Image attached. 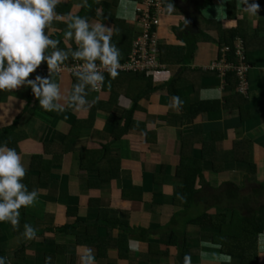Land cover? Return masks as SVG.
I'll return each mask as SVG.
<instances>
[{"label": "crops", "instance_id": "crops-1", "mask_svg": "<svg viewBox=\"0 0 264 264\" xmlns=\"http://www.w3.org/2000/svg\"><path fill=\"white\" fill-rule=\"evenodd\" d=\"M104 2L107 8L98 7L88 21L112 28L111 40L129 43L131 48L132 41L139 39L143 31L137 11L139 0H132L127 16L121 9L122 0ZM228 2H234L236 20L227 16ZM254 2L260 9L250 15L237 0H165L155 31L159 47H182V34H195L200 40L186 64L182 62L184 54L169 50L173 55L171 63L163 64L151 74L152 92L148 98L140 100L133 111V119L142 126L136 125L118 140L111 137L112 126L106 121L108 113L91 107L94 102L109 99L110 93L102 89H88V104L83 109L66 108L55 111V115L38 107L33 109V102L28 104V86L8 94L0 92V130L18 118L13 132L22 131L27 135L18 143V154L26 169L32 155L44 154L43 143L62 142L74 122L83 121L79 133L70 137L61 163L50 171L48 183L40 182L37 171L30 172L26 187L29 191L36 190L38 197L34 205L19 210L24 214L22 231L16 234L9 222H0V250L5 253L8 264H81V256L86 255L88 249L92 250L95 264H179L177 247L171 246L169 241L172 231L181 233L182 229L187 237L191 264H237L236 259L220 253L219 247L211 243L205 235L211 230L184 224V218L189 217L192 192L184 189L182 179L176 177L175 172L181 137L195 135L198 141L191 149L195 159L201 156V139L212 142L214 150L220 154L231 151L232 156L252 161L249 164L237 158L226 160L221 172H215L210 162L203 161L202 173L210 187L216 189L228 182L242 195L243 188L247 194L264 182V47L245 53L247 85L246 92L240 94L246 98L247 115L241 114L238 98L220 108L202 105L204 111L191 114L192 107L199 102L226 104L224 97L239 91L235 86L225 87L224 77L229 70L214 69L217 61L220 62L218 44L204 38L218 39L220 26L231 29L236 27L237 19H241L247 23V36L262 40L264 5L260 0ZM67 3L68 10L64 8ZM78 5L84 6V0H62L55 11L60 16L76 15L83 7ZM105 15L117 19V24L105 19ZM194 17H198L197 20ZM205 19L216 23L205 24ZM65 28L63 20L56 19L47 34L67 48L72 42L76 50L74 41L63 38ZM175 28H179L180 37ZM52 29L56 31L53 33ZM237 40L240 39L235 43ZM254 41L259 40L251 39L248 45H255ZM127 55L122 52L120 61ZM77 61L66 60L61 71L52 74L51 79L60 84L62 90L70 91L74 85L69 65ZM44 69L47 68L42 63L37 70L43 72ZM172 78L181 83L176 88V96L183 102L178 109L171 107L172 96L166 86ZM132 105L129 97L120 94L110 113L120 116ZM239 142H243L244 147L235 145ZM102 146H106L108 160L115 161L117 167L110 171L109 179L99 181L97 186L89 185L97 180V171L80 168L79 153L100 150ZM44 158L51 159L52 155H44ZM160 175L162 178H157ZM215 209L212 207L207 213L219 214ZM224 214L227 219L228 213ZM25 224L36 229L35 239L24 238ZM65 225H73L74 233L55 231ZM22 245L24 250L19 251ZM255 246L257 264H264V232L257 235Z\"/></svg>", "mask_w": 264, "mask_h": 264}, {"label": "trees", "instance_id": "trees-1", "mask_svg": "<svg viewBox=\"0 0 264 264\" xmlns=\"http://www.w3.org/2000/svg\"><path fill=\"white\" fill-rule=\"evenodd\" d=\"M165 2V0H164ZM260 3L264 5V0H260ZM67 3L64 8L68 10ZM90 6V7H89ZM107 8V3L104 0H87V4L84 5L80 11L76 14L81 17H87L89 20L91 17L95 15L98 7ZM199 9V8H198ZM227 16L234 18L235 17V6L234 2H228L226 5ZM198 18V17H197ZM194 17L195 20H197ZM105 19L113 23L117 24V19L114 17L105 15ZM236 20V18H234ZM205 24L216 23L212 20H203ZM237 25L231 29H224L221 26L218 28V39L204 38L207 41H214L218 44L219 49H223L227 47L225 57L227 61L232 63L236 62L235 53H234V45L236 39H240L243 45V51L246 53L250 49L258 48L260 46L264 47V38L260 40L255 37L254 41L255 45H248L253 37L247 36V23L244 20L237 19ZM261 26L264 28V22H262ZM181 27V26H180ZM179 28H175L174 31L178 37L180 32ZM46 29V33H47ZM202 32V31H201ZM258 33V31H257ZM256 33V34H257ZM204 35V34H203ZM183 42V46L179 48L175 47H159V62L163 65L171 63V56L169 50H177L184 54L183 61L184 64L188 63L192 53L195 50L196 43L200 40L198 36L195 34L192 35H184L180 37ZM111 42L116 45L118 49L121 50V53L129 54L131 51L130 44L111 40ZM263 42V43H260ZM253 44V43H252ZM263 44V45H262ZM58 47L62 50H68L71 48L73 51L75 50V45L71 42L70 47L67 48L61 44H58ZM170 56V57H169ZM222 55L218 51V58ZM69 60L73 59L69 56ZM45 68H47L46 63H44ZM38 69V68H37ZM187 68H184L185 70ZM36 75H40L41 77H46L48 74L46 72H40L36 70L32 73L29 79H34ZM127 74L118 73V76L115 79H111L108 73H104L105 83L101 88L105 92H109V99L106 102L98 101L92 103V109L102 110L108 113L107 123L112 126L111 137L114 140H118L122 138L127 132L136 127V125H140L137 123L132 115L133 111L136 109V104L144 99L148 98V96L152 92L151 86V74L147 72H136L133 74L134 76L128 77L124 76ZM74 84L77 83L76 75L73 78ZM179 83L178 80L172 78L166 83L167 90L170 96H176V88ZM224 84L226 88H233L237 85V79L233 73L228 72L224 79ZM89 89V88H88ZM88 89H86L88 93ZM8 94L9 91L3 92ZM120 94H124L129 97L133 105L130 109L123 111L120 116H116L110 113L111 108L115 105L118 96ZM235 98L240 99V103L238 104V108L240 109L241 114H248L246 110H244V106L247 101L239 93L235 92L232 95L225 96L224 100L226 104H222L220 101H205L199 102L197 106L192 107L191 114H196L201 111H204L205 107L202 105H213L216 108H220L223 106H227V102L234 100ZM27 102L30 104L33 102L35 107L40 108L39 101L32 94L31 88L28 87V95ZM33 109H29L30 112ZM50 115H55V111L47 112ZM190 114V115H191ZM185 116V115H184ZM242 120L245 119L243 115L240 117ZM18 123V118L14 119L13 122L0 130V146L6 145L9 148H13L19 153L18 143L24 139H26L27 135L24 132H13L16 130ZM85 125V123H84ZM83 121L76 120L68 133L65 135V138L62 142H49L43 143L42 149H44V154L32 155L30 159V165L27 168L26 176L21 181L25 185L27 184L28 177L31 171H37L39 173L40 182L46 184L49 182L51 170L54 166H57L61 163L62 156L67 152L68 141L71 136L76 135L82 129ZM142 126V125H140ZM198 137L193 136H182L181 137V150L179 156V164L176 169V177L182 179L183 187L186 190L191 191V203L189 207L190 210L194 211V215H191L189 210V217H185L184 224L197 225L202 229H209L211 232L205 233V235L209 237L212 244L219 247L220 253L227 255L231 258L237 260V264H257V249L255 246L257 235L264 232V203L258 202L259 196L264 193V182L258 183L255 189H252L247 195L242 196L239 194V190L236 186L231 185L228 182L223 183L219 188H212L210 184L205 180L202 173V162L208 161L211 163L212 168L215 172L222 171V164L224 161L229 159H241L240 161H244L246 163L251 164V160L244 157H235L233 152L230 151L229 154L216 152L214 150V145L212 142H205L201 139L200 143L202 145L201 156L199 159H195L192 156L191 149L193 145L198 141ZM235 145H241L244 147L243 142L236 143ZM237 146L235 148H237ZM97 151V152H96ZM44 155H52L51 159L44 158ZM108 150L106 146H102L100 150H84L79 153V166L82 169H93L97 171L98 178L93 184L89 185H98V182L101 180L109 179L110 171L115 169V161L108 160ZM157 178H162V175ZM197 186V188H195ZM210 206V207H209ZM215 207L217 211H220L217 215L208 214L207 211ZM19 216V225L18 227H13L9 222L10 226L17 233L21 232L24 224V214L22 211ZM228 213L227 219L224 213ZM185 213V212H184ZM102 221V218L99 219ZM73 225H65L55 229L57 232H73ZM1 235V231H0ZM186 235L184 230H181V233L171 232L169 244L177 247L178 251V261L179 264H183V257L185 254H189V250L186 246ZM24 250V245L19 248V251ZM16 253V252H15ZM0 259H3V264L7 263V258L4 252L0 250Z\"/></svg>", "mask_w": 264, "mask_h": 264}, {"label": "clouds", "instance_id": "clouds-1", "mask_svg": "<svg viewBox=\"0 0 264 264\" xmlns=\"http://www.w3.org/2000/svg\"><path fill=\"white\" fill-rule=\"evenodd\" d=\"M61 2L62 0H0V92L28 86L39 101V106L47 112L64 111L66 108L76 111L83 109L88 104L86 89H101L105 83L103 73L107 72L111 79H115L120 68V50L111 42L113 29L106 28L99 22L90 23L87 17L58 15L55 9ZM237 3L250 15L257 14L260 9V5L254 0L252 3L237 0ZM86 4L87 0H84V5ZM80 6L83 5H78ZM131 7L132 0H122L123 15H130ZM56 19L63 20L66 24L63 38L74 41L76 50L60 49V41L46 33L45 30ZM55 31L56 29H52L53 33ZM219 53L222 56L218 60L226 59V53L223 54L221 49ZM69 56L73 60L83 61L73 74L77 77V83L70 91L62 90L60 84L51 79L52 74L61 71ZM42 63L47 65L44 72L47 73L48 70V76L36 75L34 79H29ZM171 99L173 108L178 109L183 103L178 96ZM26 172L16 150L6 145L0 146V222H10L13 227L19 225V210L34 205L38 197L36 190L29 191L21 182ZM23 236L27 240L35 239L36 229L25 224ZM0 264H3V259H0ZM81 264H95L91 249L81 256ZM183 264H191L189 255L185 254Z\"/></svg>", "mask_w": 264, "mask_h": 264}, {"label": "built area", "instance_id": "built-area-1", "mask_svg": "<svg viewBox=\"0 0 264 264\" xmlns=\"http://www.w3.org/2000/svg\"><path fill=\"white\" fill-rule=\"evenodd\" d=\"M139 2L140 7L137 8V11L139 13V20L143 26V31L139 39L132 41L129 55L120 61L118 73L135 74L136 72H147L148 74H152L162 68V64L158 59L159 44L155 36V31L159 25L160 15L164 11L165 2L164 0H139ZM227 50L228 48L224 47L221 49V52L225 54ZM234 53L235 63L225 61L226 59L223 58L220 62L216 63L214 69L218 71L221 69L233 71L238 80V90L243 93L246 91L247 81L245 77V53L243 51L242 41L237 40L234 45ZM82 63L83 61H77L70 64V73L75 74L78 66Z\"/></svg>", "mask_w": 264, "mask_h": 264}, {"label": "rangeland", "instance_id": "rangeland-1", "mask_svg": "<svg viewBox=\"0 0 264 264\" xmlns=\"http://www.w3.org/2000/svg\"><path fill=\"white\" fill-rule=\"evenodd\" d=\"M19 132H22V131H19ZM65 138V137H64ZM63 141V140H62ZM250 164V163H249ZM251 179V178H250ZM252 180V179H251ZM212 186V185H211ZM255 188L257 187V186H254ZM246 188H248V186L246 187ZM246 193V190L243 188V190H242V196H245V195H247V194H245ZM258 202H260V203H264V193H262L261 194V196H259V200H258Z\"/></svg>", "mask_w": 264, "mask_h": 264}]
</instances>
